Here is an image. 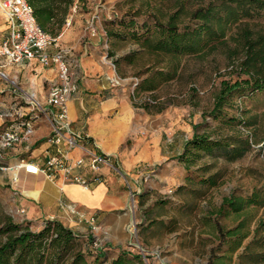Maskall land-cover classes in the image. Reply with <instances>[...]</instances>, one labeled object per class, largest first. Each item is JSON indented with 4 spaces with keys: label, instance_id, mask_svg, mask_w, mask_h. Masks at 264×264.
Listing matches in <instances>:
<instances>
[{
    "label": "rangeland",
    "instance_id": "rangeland-1",
    "mask_svg": "<svg viewBox=\"0 0 264 264\" xmlns=\"http://www.w3.org/2000/svg\"><path fill=\"white\" fill-rule=\"evenodd\" d=\"M205 1L80 0L72 13L81 19L82 29L90 14L98 15L94 25L100 37V60L112 72L114 90L109 96L132 109L119 151L130 159L141 156L122 171L127 182L119 190L126 198L125 206L73 227L104 246L105 262L124 250L141 254L144 264H206L221 256L226 264H264V246L250 243L245 248L264 219V206L251 207V234L237 247L219 248L211 227L219 222L229 228L247 216V207L240 214L227 207L219 212L226 196L264 195V93L236 92L224 105L221 118L210 115L220 80L237 77L233 66L244 55L240 47L247 19L229 24L223 37L211 40L213 47L204 46L195 53L173 57L143 43L145 37L154 36L156 19L165 22L179 10V28L196 27L187 13ZM256 22L251 24L254 29L264 17ZM5 28L0 15V41ZM174 69L176 73L169 76ZM139 84L151 88H137ZM146 102L147 108L142 106ZM232 117L233 123L225 122ZM194 133L210 134L223 146L195 150L186 168L178 156ZM246 139L249 146L233 157L229 150L242 147ZM19 201L18 194L0 184V226L7 216L34 230L47 219L70 223L68 217L47 213L28 217L20 211ZM262 235L264 224L255 232L258 238ZM86 238H82L83 249L92 261L95 253L86 247Z\"/></svg>",
    "mask_w": 264,
    "mask_h": 264
},
{
    "label": "trees",
    "instance_id": "trees-1",
    "mask_svg": "<svg viewBox=\"0 0 264 264\" xmlns=\"http://www.w3.org/2000/svg\"><path fill=\"white\" fill-rule=\"evenodd\" d=\"M28 1L37 23L45 32L52 37L63 32L74 0ZM181 10H184L183 7ZM180 12L179 10L170 14L165 22L156 19L154 36L145 37L144 46L173 57L183 53H195L204 46H212L213 38L223 37L229 24L243 18L247 19V28L244 29L240 47L244 55L233 66L237 77L220 80L219 87L213 95V106L210 111L213 118L219 119L223 116L224 105L236 92L264 93V22L258 29L251 26L252 23H258L256 19L264 17V0H207L186 12L190 21H196V27L191 28L187 25L183 30L178 26ZM235 51H238V48ZM175 73L174 69L169 76L172 77ZM137 88L151 87L139 84ZM142 106L147 108L148 103H143ZM230 119L232 120L226 119L225 122L235 121L234 117ZM215 146H223L220 139H211L207 133H194L185 142L184 150L178 158L184 161L185 167L188 168V161L196 153L195 150L211 151ZM247 146L248 139L244 141L242 147L235 146L229 153L231 152L233 157H238ZM224 147L228 146L224 144ZM252 206H264V195L256 192L246 197L230 194L223 199L219 212L222 213L227 207L240 214L247 207V216L229 228L219 222L211 223L213 233L218 238L219 248L225 244L237 247L251 234L250 222L253 215L249 211ZM262 224L264 219L259 220L245 248H249L253 243L264 246V235L259 238L255 236V232ZM0 233L3 235L0 239V264H144L141 254L124 250L105 262L102 252L104 246H96L92 237L75 232L56 218L45 220L39 229L34 230L29 224L22 225L7 216L0 226ZM83 237H87L86 247L89 246L88 249L95 253L92 261L88 260V253L83 249ZM223 259L224 256L210 258L206 264H226Z\"/></svg>",
    "mask_w": 264,
    "mask_h": 264
},
{
    "label": "crops",
    "instance_id": "crops-1",
    "mask_svg": "<svg viewBox=\"0 0 264 264\" xmlns=\"http://www.w3.org/2000/svg\"><path fill=\"white\" fill-rule=\"evenodd\" d=\"M0 15L3 17L1 12ZM4 23L5 35L1 38L0 44L8 32L5 19ZM82 28L81 19L73 16L71 23L64 28L59 37L61 45L70 49V59L79 76L78 90L67 102L68 117L75 130L88 133L89 147L113 155L120 170L123 171L124 167H132L134 160L141 158L137 156L130 159L129 154L127 156L119 151L125 138V128L130 125L132 109L129 105L125 106L118 99L109 96L114 90L111 87L112 72L100 60L98 48L100 37L97 33L91 34L85 27ZM0 62L1 69L7 75V79L0 78L1 131L11 120L18 117L17 114L26 110L18 92L13 90L10 80L34 92L44 102L50 85L57 78V70L53 65H43L34 60L5 63V59L1 58ZM1 113L11 115L4 118ZM49 134L50 123L45 116H40L35 121L34 130L28 140L0 148V167L16 164L20 159L42 165L45 157L53 150L47 142ZM81 154L79 148L69 153L72 160ZM14 173L18 176L16 183L11 182L13 172L0 169V184H6L19 195V202L28 217L42 213L58 218L68 217L70 223L67 225L73 229L84 220L72 213L70 206H74L87 219L94 216L98 218L101 214H111L126 204V198L119 190L124 181L123 176L107 167L101 169L102 180L93 183L90 189H84L74 182H64L60 176L50 180L35 169L20 168ZM76 173H82L87 177L91 175L86 164L73 167L72 174ZM74 231L80 234L75 229Z\"/></svg>",
    "mask_w": 264,
    "mask_h": 264
},
{
    "label": "built area",
    "instance_id": "built-area-1",
    "mask_svg": "<svg viewBox=\"0 0 264 264\" xmlns=\"http://www.w3.org/2000/svg\"><path fill=\"white\" fill-rule=\"evenodd\" d=\"M80 0H74L66 25L72 21V13L77 11ZM0 12L7 22V35L0 44V59L5 63H21L24 61H37L43 65H53L57 70V78L50 85L44 102L34 92L21 87L17 82L10 80L13 90L18 92L24 102L26 110H22L16 119L11 120L0 131V148H7L16 143L28 140L31 136L35 121L45 116L50 123V134L47 142L52 151L45 157L42 165L20 159L16 164L1 166L4 171L13 172L11 182L16 183L18 176L14 171L20 168L34 167L35 171L42 173L46 178L55 180L58 176L64 182H74L84 189H90L93 183H99L102 167L123 176L115 157L102 153L87 145L89 135L85 131L75 130L68 117V99L78 90L79 76L70 59V49L59 42V34L52 37L37 23L32 6L28 0H0ZM98 15L94 12L86 20L85 29L95 34L94 23ZM1 64V62H0ZM0 78L7 79L6 73L1 69ZM11 114L1 113L8 118ZM79 148L82 154L72 160L69 153ZM86 164L91 172L89 177L82 173L72 174L73 167ZM72 213L86 222L93 221V217L84 218L74 206H70ZM24 211V209H20ZM83 217V218H82ZM97 246V243L95 242Z\"/></svg>",
    "mask_w": 264,
    "mask_h": 264
},
{
    "label": "water",
    "instance_id": "water-1",
    "mask_svg": "<svg viewBox=\"0 0 264 264\" xmlns=\"http://www.w3.org/2000/svg\"><path fill=\"white\" fill-rule=\"evenodd\" d=\"M29 169H30V170H34V167H32V166H29Z\"/></svg>",
    "mask_w": 264,
    "mask_h": 264
}]
</instances>
